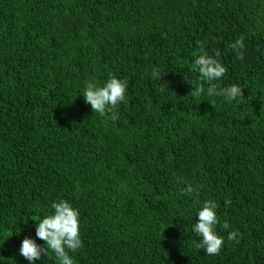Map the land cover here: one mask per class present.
I'll return each mask as SVG.
<instances>
[{
	"label": "trees",
	"instance_id": "16d2710c",
	"mask_svg": "<svg viewBox=\"0 0 264 264\" xmlns=\"http://www.w3.org/2000/svg\"><path fill=\"white\" fill-rule=\"evenodd\" d=\"M198 41L242 103L190 94L207 88ZM262 44L264 0H0V264H30L22 241L44 245L35 222L59 199L80 212L75 264H264ZM110 76L128 83L115 122L82 96ZM205 200L230 225L219 256L193 245Z\"/></svg>",
	"mask_w": 264,
	"mask_h": 264
},
{
	"label": "clouds",
	"instance_id": "9594fccd",
	"mask_svg": "<svg viewBox=\"0 0 264 264\" xmlns=\"http://www.w3.org/2000/svg\"><path fill=\"white\" fill-rule=\"evenodd\" d=\"M202 54L195 57L194 66L198 69L200 76L207 84L197 85L191 90L193 97H201L203 94L208 96L224 97L227 101H244V90L237 84L227 87H221L217 81H220L228 72V69L220 62L218 57L220 52L216 51L209 55L203 48V42L198 41ZM229 47L235 52L237 60L243 61L245 58L244 37L240 36ZM153 79H162V74L158 67L151 70ZM128 92L127 80H121L116 76H110L103 85H98L94 80L86 81L82 96L86 104L91 106L93 113H98L106 119L113 122L118 120V105L126 103V94ZM203 185L195 187L189 183L181 189V195L199 196V191ZM225 205L230 206L231 200L226 199ZM218 204L215 200H205L197 213V221L193 225V232L199 238L193 241L194 247L204 250L208 256H219L225 244L224 237L217 233V226L220 225L227 230L230 225L225 221L221 225L220 217L217 214ZM52 212L40 218L36 223L35 234L39 240L44 241L41 246L36 240L25 237L19 249L22 255L30 264H35L47 256L49 252L55 254L58 264H75L70 255L83 249L84 243L80 232V212L77 208L65 200L59 199L51 204ZM242 234L239 231H230L227 235L229 242L240 243Z\"/></svg>",
	"mask_w": 264,
	"mask_h": 264
},
{
	"label": "water",
	"instance_id": "95a60500",
	"mask_svg": "<svg viewBox=\"0 0 264 264\" xmlns=\"http://www.w3.org/2000/svg\"><path fill=\"white\" fill-rule=\"evenodd\" d=\"M263 49H264V44H262V45L259 47L258 52H257L256 54H257L258 58L264 62V58H263V57L261 56V54H260V53H262Z\"/></svg>",
	"mask_w": 264,
	"mask_h": 264
}]
</instances>
